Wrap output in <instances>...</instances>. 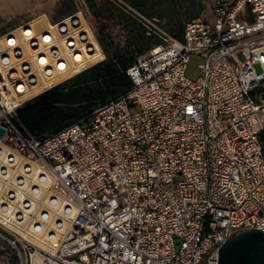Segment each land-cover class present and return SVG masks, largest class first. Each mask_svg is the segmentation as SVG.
Returning <instances> with one entry per match:
<instances>
[{
    "label": "built area",
    "instance_id": "obj_1",
    "mask_svg": "<svg viewBox=\"0 0 264 264\" xmlns=\"http://www.w3.org/2000/svg\"><path fill=\"white\" fill-rule=\"evenodd\" d=\"M210 11L44 138L15 111L104 60L94 28L77 10L0 35V242L18 264H218L232 235L264 233V0Z\"/></svg>",
    "mask_w": 264,
    "mask_h": 264
},
{
    "label": "trees",
    "instance_id": "obj_2",
    "mask_svg": "<svg viewBox=\"0 0 264 264\" xmlns=\"http://www.w3.org/2000/svg\"><path fill=\"white\" fill-rule=\"evenodd\" d=\"M122 1L130 9L122 21L124 27L133 32L132 38L137 49L133 52L120 50L104 32V28L96 29L93 26L105 55L104 60L16 109L17 124L31 136L44 138L55 133L89 115L96 107L127 92L131 88L127 70L137 57L160 45L159 32L149 29L146 21H163L160 25L162 31L172 39L181 41L185 25L197 19L202 8L201 0ZM206 1L212 4L213 0ZM87 4L89 9H94L91 0H87ZM262 91L264 88L258 86L253 93ZM259 142L264 157V127Z\"/></svg>",
    "mask_w": 264,
    "mask_h": 264
},
{
    "label": "rangeland",
    "instance_id": "obj_3",
    "mask_svg": "<svg viewBox=\"0 0 264 264\" xmlns=\"http://www.w3.org/2000/svg\"><path fill=\"white\" fill-rule=\"evenodd\" d=\"M94 9H89L87 0H0V35L13 30L21 21H31L34 19L47 18L56 21L66 14H71L77 10H82L94 28H104L114 45L120 50L133 52L137 45L132 38L133 32L130 28L124 27L122 18L128 16L127 10L130 9L122 0H91ZM210 2L201 0V11L197 18L209 19L211 16ZM126 19V18H125ZM159 21H146L147 27L155 29L160 34V44L168 43L171 36L164 33L160 27L163 23ZM202 59L198 56H191L186 75L190 79H196L202 74L200 64ZM255 71L260 69L256 65ZM264 88V84L260 85ZM264 93V91H262ZM179 242L176 241V249ZM0 264H18L12 249L5 243L0 242Z\"/></svg>",
    "mask_w": 264,
    "mask_h": 264
},
{
    "label": "water",
    "instance_id": "obj_4",
    "mask_svg": "<svg viewBox=\"0 0 264 264\" xmlns=\"http://www.w3.org/2000/svg\"><path fill=\"white\" fill-rule=\"evenodd\" d=\"M218 264H264V233L248 229L232 235L219 249Z\"/></svg>",
    "mask_w": 264,
    "mask_h": 264
},
{
    "label": "crops",
    "instance_id": "obj_5",
    "mask_svg": "<svg viewBox=\"0 0 264 264\" xmlns=\"http://www.w3.org/2000/svg\"><path fill=\"white\" fill-rule=\"evenodd\" d=\"M25 22H27V21H21L20 23L22 24V23H25Z\"/></svg>",
    "mask_w": 264,
    "mask_h": 264
},
{
    "label": "bare ground",
    "instance_id": "obj_6",
    "mask_svg": "<svg viewBox=\"0 0 264 264\" xmlns=\"http://www.w3.org/2000/svg\"><path fill=\"white\" fill-rule=\"evenodd\" d=\"M45 18V17H44Z\"/></svg>",
    "mask_w": 264,
    "mask_h": 264
}]
</instances>
